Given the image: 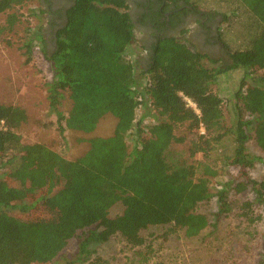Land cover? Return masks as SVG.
Here are the masks:
<instances>
[{
  "label": "trees",
  "instance_id": "16d2710c",
  "mask_svg": "<svg viewBox=\"0 0 264 264\" xmlns=\"http://www.w3.org/2000/svg\"><path fill=\"white\" fill-rule=\"evenodd\" d=\"M25 1L0 0V15ZM167 1L198 10L193 0ZM233 1L246 17L238 26L240 47L231 50L218 31L229 62L208 68L206 57L187 41L164 38L142 70L126 55L134 39L126 1L74 0L52 50H42L52 73L49 109L57 117L61 138L65 128L93 132L106 114L116 125L110 137L89 139L87 152L70 161L43 144H23L17 130L27 120L25 111L0 104V166L18 162L0 177V264L50 263L79 235L78 263L108 264L91 247L117 236L137 249L136 264H148L154 248L144 232L163 228V240L178 232L188 239L198 236L209 222L197 208L212 196L209 179L216 172L204 162L170 155L173 144L186 141L189 160L197 154L206 159L215 145L232 136L227 162L237 175L217 192L215 217L232 212L229 191L249 192L250 200L238 206L239 216L250 225L260 221L264 176L259 181L249 177L248 169L261 160L246 152V142L252 139L264 152V0ZM222 19L226 24L228 16ZM16 22L14 14L8 15L0 35L11 32ZM36 39L43 43L41 36ZM24 48L29 60L31 42ZM231 70L243 75L233 96L235 123L229 128L224 125L223 100L211 86ZM64 96L71 103L66 116L58 109ZM139 108L145 113L137 120ZM146 117L153 122L143 127ZM180 127H185V136L176 135ZM117 204L122 211L110 217ZM256 208L262 212L257 214ZM7 209L21 214L9 215Z\"/></svg>",
  "mask_w": 264,
  "mask_h": 264
},
{
  "label": "rangeland",
  "instance_id": "374dc122",
  "mask_svg": "<svg viewBox=\"0 0 264 264\" xmlns=\"http://www.w3.org/2000/svg\"><path fill=\"white\" fill-rule=\"evenodd\" d=\"M193 1L198 11L214 14L211 16L219 19L217 30L226 42L229 41L231 50L241 46L242 39L238 36V26L246 16L242 10H237L233 0ZM11 14L16 16L17 22L11 32L5 31L0 35V104L14 105L25 111L27 120L17 130L23 144H43L70 161L80 158L89 149V139L107 138L113 134L116 119L106 114L98 122L95 130L89 134L65 128L64 138H61L56 129L57 117L50 111L47 100V84L52 79V73L42 52L44 49L49 53L54 45L51 38L54 28L47 19L49 11L38 0H26L21 6L0 15V28L5 26L6 18ZM222 16H228L226 24H221ZM192 31L193 28L189 26L172 36L187 41L191 49L202 52V55L206 57L203 63L208 68L220 67L229 62L228 51L225 48L217 53L200 48L197 42L191 39ZM37 36L43 39L42 44L36 39ZM27 42H31L29 60L24 48ZM142 53L143 49L135 43L131 45L126 55L134 61L135 55ZM144 66L139 63L140 69ZM136 73L138 77L139 70ZM242 75V70L226 71L211 86V91L223 100L224 125L229 128L235 123L232 109L233 96L239 87ZM70 107V101L64 96L58 108L59 111L66 116ZM144 113V109L139 108L136 119L138 120ZM152 122L150 117H146L142 126L147 127ZM62 124L65 126L64 123ZM248 134L252 137L251 132ZM176 135L185 136V127L178 128ZM188 146V141L183 144H173L170 155L173 158L186 159L190 163L204 162L216 172V175L209 179L212 196L197 208L199 213L207 216L209 225L198 236L191 239L186 238L182 232H178L167 240H163V228H153L144 232V238L154 248V255L149 257L148 264H260L264 255V214L260 208H256L257 214L262 212L260 221L250 225L239 216L238 209L242 202L250 200L251 194L246 192L242 195H234L232 191H229L227 198L228 202L232 203V212L217 220L215 217L219 210L217 192L237 175V169L230 167L227 162V158L233 152L232 136L223 138L218 145H215L206 159H203L201 154H197L194 157L195 160H189ZM246 152L251 157L261 160L256 161L253 167L248 169L249 177L259 181L264 176V152L250 138L246 142ZM17 163L15 160L7 166H0V177L11 172ZM198 175H201L200 170ZM121 211L122 207L117 204L111 208L109 216L114 217ZM7 213L12 216L21 214L16 209H7ZM32 213L35 212L32 211ZM79 241L80 235L70 240L65 249L52 262L46 264L70 262L88 264V262L75 261ZM91 249L94 256L106 260L108 264L138 262L135 255L137 249L129 248L117 236L107 243L95 244Z\"/></svg>",
  "mask_w": 264,
  "mask_h": 264
},
{
  "label": "flooded vegetation",
  "instance_id": "af4514ba",
  "mask_svg": "<svg viewBox=\"0 0 264 264\" xmlns=\"http://www.w3.org/2000/svg\"><path fill=\"white\" fill-rule=\"evenodd\" d=\"M49 11L47 19L53 24V36L64 24L66 11L74 0H38ZM129 5V14L134 25V39L132 44H137L143 49L142 54L135 55V60L140 64L149 63L153 47L164 38H176L172 35L179 34L184 28L192 27L190 35L192 41L209 52L217 53L223 50L219 41L217 26L219 19L208 17L205 13L194 10L182 2L172 3L167 0H125ZM216 27V28H215ZM202 54V52L198 51ZM229 61V60H228ZM141 67L146 70V67Z\"/></svg>",
  "mask_w": 264,
  "mask_h": 264
},
{
  "label": "built area",
  "instance_id": "2783aa9c",
  "mask_svg": "<svg viewBox=\"0 0 264 264\" xmlns=\"http://www.w3.org/2000/svg\"><path fill=\"white\" fill-rule=\"evenodd\" d=\"M187 103H188V105L191 106L192 108H195L194 105H193L190 101L187 100Z\"/></svg>",
  "mask_w": 264,
  "mask_h": 264
}]
</instances>
